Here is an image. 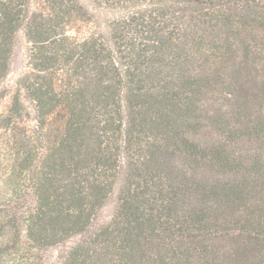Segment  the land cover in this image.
<instances>
[{
  "label": "trees",
  "instance_id": "trees-1",
  "mask_svg": "<svg viewBox=\"0 0 264 264\" xmlns=\"http://www.w3.org/2000/svg\"><path fill=\"white\" fill-rule=\"evenodd\" d=\"M90 1L101 22L81 0H0V85L22 32L33 106L0 114V264L87 234L116 188L61 264H229L228 237L264 264V0Z\"/></svg>",
  "mask_w": 264,
  "mask_h": 264
},
{
  "label": "rangeland",
  "instance_id": "rangeland-1",
  "mask_svg": "<svg viewBox=\"0 0 264 264\" xmlns=\"http://www.w3.org/2000/svg\"><path fill=\"white\" fill-rule=\"evenodd\" d=\"M84 5L89 7V9L99 17L101 22L105 19L106 15L103 11L96 10L93 7V3L90 0H81ZM97 23L94 22H75L70 26V33L77 35L79 37H86L92 31L96 29ZM28 43L23 35L20 32L17 36L16 43L13 49L12 65L11 72L9 76L4 80L0 85V114L4 113L8 107L11 105L12 98L16 93H20L22 99L27 107L31 117H33V106L25 96V91L22 87V78L24 74L28 71ZM240 71V74L233 78L234 87L233 91L240 98L242 103H251L258 102L254 95H257L259 85L256 80L250 79L244 73ZM208 135V136H207ZM205 135V139H210L209 134ZM204 138V136H203ZM255 143H252L250 146H255ZM246 155L251 156L252 150H247L245 147ZM118 209V188L115 189L114 193L110 196L107 203L101 209L97 218L93 224V227L90 231L82 236H77L69 241L52 248H48L42 252L37 253V262L40 264H61V262L66 258L68 252L84 241L93 231L98 228L109 224L113 217L115 216ZM224 257L227 259L229 264H235L241 259L250 260V264H254L257 260L256 256L252 254L249 255V251H254L258 247H251L246 243L236 245L232 242L231 238L228 237L224 242Z\"/></svg>",
  "mask_w": 264,
  "mask_h": 264
}]
</instances>
